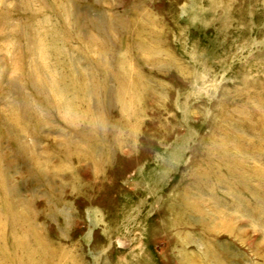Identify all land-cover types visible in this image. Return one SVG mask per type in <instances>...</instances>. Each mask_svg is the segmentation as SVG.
<instances>
[{
    "label": "rangeland",
    "instance_id": "1",
    "mask_svg": "<svg viewBox=\"0 0 264 264\" xmlns=\"http://www.w3.org/2000/svg\"><path fill=\"white\" fill-rule=\"evenodd\" d=\"M0 264H264V0H0Z\"/></svg>",
    "mask_w": 264,
    "mask_h": 264
}]
</instances>
